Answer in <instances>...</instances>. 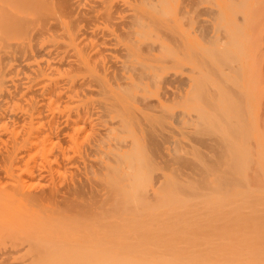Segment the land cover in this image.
Segmentation results:
<instances>
[{
	"label": "bare ground",
	"instance_id": "bare-ground-1",
	"mask_svg": "<svg viewBox=\"0 0 264 264\" xmlns=\"http://www.w3.org/2000/svg\"><path fill=\"white\" fill-rule=\"evenodd\" d=\"M57 1L0 16V264H264V0Z\"/></svg>",
	"mask_w": 264,
	"mask_h": 264
},
{
	"label": "rangeland",
	"instance_id": "rangeland-1",
	"mask_svg": "<svg viewBox=\"0 0 264 264\" xmlns=\"http://www.w3.org/2000/svg\"><path fill=\"white\" fill-rule=\"evenodd\" d=\"M10 1H12V0H5V1L0 0V6H1L0 8H1V10H2V11L0 10V12H3V10H4V13H5V15H4V13H1L0 16L2 15L3 20H4V18H5V19L7 18L6 20L3 21L2 18L0 17V20H2L4 23H5V21H6L7 23L10 22L9 25H7V23H6V24H3V22L1 21L2 23H0V25H1V24L4 25V26L7 25L5 28H10V27H8V26H10V24H11V26H13L14 28H17L18 25H22V26H24V28H26L28 25H31L32 23H33V24H32L33 27L36 26V28H38V27H39V24H40V26H41L40 28H42V27H47V25L50 26L52 23H53V25H54V23H55V24L57 23V22H56L57 20H56L55 18L52 19V17H51L50 20H51V21H52V20L54 21V19H55L54 22H49V21H48L49 18H48V19H45V20H47V23H45V22H40V23L38 22V23H37V22H36V25H34V24H35L34 21H38L39 19L36 20V18H34V16H36V15H33V13H35L34 11H33V13H32L31 9H30V10L27 9V8L30 6V7H32V10H33L34 7H35V11H36V12L38 11V8H37L38 6H37V5H36V6L31 5V2H32V1L34 2V0H32L31 2H28V3L25 2V0H22V1L16 0L17 2L19 1L18 4H16V1H15V5H17V6H18V5H19V6L21 5V4H19L20 2L25 4V8H26L27 5H29V6L26 8V10H27V12L29 13V15H28V13L26 12V10H24V9H25L24 7H20V8H23V10L25 11V14L22 13V12H24V11H22L21 9H20V10H21L22 12L19 10V8L17 9V6H15V8H14V6H13L14 3H13V5H11L12 3H11ZM62 1H64V0H59V1H57V2H58V4H59V2H62ZM5 2H6V3H5ZM7 2H9V3H7ZM12 2H13V1H12ZM64 2H65V1H64ZM64 2H62V3L64 4ZM24 4H22V5H24ZM34 4H35V2H34ZM2 6H4V7H2ZM11 6H12V9H11ZM19 6H18V7H19ZM62 6H63V5H62ZM2 8H4V9H2ZM9 8H10V9H9ZM13 8H14V9H13ZM6 9H7V10H11V12H13V13H15V9H17V10H16V13H17V14H13V13H11L10 11L6 12V11H7ZM18 10L20 11L21 14H19V11H18ZM29 11H30V12H29ZM56 11H57V12H60V11L63 12V10H61V9H60V10L57 9ZM10 13H11V14H10ZM31 13H32V14H31ZM64 13H65V12H64ZM64 13H62V15H64ZM35 14H36V13H35ZM59 14L61 15V12H60ZM59 14H58V15H59ZM24 15L26 16V18H25ZM30 15L33 16V17H32L33 19L30 18V17H31ZM37 15H38V14H37ZM62 15H61V16H62ZM5 16H6V17H5ZM8 16H9L10 18H9ZM29 16H30V17H29ZM65 16H66V13H65ZM11 17H12V19H11ZM28 17H29V18H28ZM36 17H37V16H36ZM63 17H64V16H63ZM37 18H39V17H37ZM15 19H16V21H18V22H16V23H19V21H22L21 24H18V25L15 24ZM20 19H22V20H20ZM23 19H24V20H23ZM27 19H28V20H27ZM25 20H26L27 22H26ZM30 20H31V22H30ZM32 20H33V21H32ZM42 20H43V19H42ZM45 20H43V21H45ZM8 21H9V22H8ZM11 21H12L13 25H12ZM13 21H14V22H13ZM40 21H41V19H40ZM23 22H24V23H23ZM48 22H49V23H48ZM22 23H23V24H22ZM25 23H27V24H25ZM44 23L46 24V26H43V25H45ZM24 24H25V25H24ZM37 24H38V25H37ZM41 24H42V25H41ZM32 25H31V26H28L27 28H29V27H30V28H33ZM15 26H16V27H15ZM22 26H19L18 28H23ZM262 31H263V35H264V29H262ZM263 39H264V36H263ZM263 41H264V40H263ZM2 42L4 43V46H1V45H3ZM6 43H7L6 41H2V40H0V49H1V50H0V53L3 52V54H4V53H5L4 51L7 52V51L9 50V48H8L9 45H7L8 43H7V44H6ZM263 43H264V42H262V44H261L262 47L264 46ZM5 44L7 45V47H6ZM1 47H2V48H1ZM9 47H10V46H9ZM262 47H261V49H262ZM4 48H6V49L4 50ZM262 50H264V47H263ZM261 53H262V55H263V56L261 57V59H262V58L264 59V52H261ZM5 54H6V53H5ZM5 54H4L3 56H5ZM1 55H2V54H0V56H1ZM3 56H1V57H3ZM6 58H7V56H6ZM6 58H5V59H6ZM3 59H4V58H3ZM263 59L261 60V64L264 63ZM261 64H259V65H260V72H261V67L264 65V64H263V65H261ZM262 74H263V72H262ZM263 75H264V74H263ZM262 77H264V76H262ZM263 98H264V97H263ZM263 98L261 99V102L264 100ZM263 105H264V104H263ZM263 107H264V106H263ZM261 108H262V103H261ZM261 110H262L261 113H262V115H263V113H264V109H261ZM90 128H91V126H90ZM40 129H41V130H40ZM43 131H44V128H43L42 126H39V127H38V132L42 133ZM90 134H91V130H90ZM92 138H93V137H92ZM90 140H91V137H90ZM91 141H92V140H91ZM91 141H90V143H91ZM0 147H2V146H1V143H0ZM35 160H36V161H35ZM35 160H32V164H31V166L35 168V170H36L37 173H39V172H41V171L44 170L43 167L46 166V164L42 161V158H40V157H38V158L35 159ZM176 161H177V162H181V163H183V161H180V160H176ZM30 163H31V162H30ZM181 163H180V164L178 163L179 166H181ZM35 164H36V165H35ZM183 164H184V163H183ZM35 166H37V167H35ZM181 169H183V168H181ZM182 171H183V170H182ZM0 172H1V173H0V174H1V175H0V185L5 187V186L7 185L8 177H7V175H5V173H4L3 171H0ZM2 173H3V175H2ZM5 177L7 178V180H6ZM40 180H41V181H40ZM50 180H51L50 178H49V181H48L47 178H39V177L36 176L35 184H34V186H32L33 188H31V189H32V190H33V189H34V190L37 189V191L41 189L40 187H42V189H43V187L48 189L47 186H50V187H51V186L54 185V184H55V185L57 184L56 186L54 185V187H57V186H58V187H61V186H62V185L59 183V181H55V182H57V183H52V180H51V185H50V184H48V182L50 183ZM38 181H39V182H38ZM36 182H38V183L36 184ZM8 183H10V182L8 181ZM42 183H43V184H42ZM2 184H3V185H2ZM38 184H41V185H38ZM45 184H46V185H45ZM37 185H38V186H37ZM60 185H61V186H60ZM7 187H8V186H7ZM50 187H49V188H50ZM58 187H57V188H58ZM39 188H40V189H39ZM50 189H51V188H50ZM52 189H53V186H52ZM61 189H63V187H61ZM48 190H49V189H48ZM41 191H42V190H40L39 192H41ZM43 191H44V190H43ZM35 192H36V191H35ZM39 194H41V193H39ZM42 194H43V192H42ZM7 240H8V239L3 240V241L5 242V241H7ZM3 244H4V243H2V245H3ZM5 244H6V242H5ZM5 244H4V247H7L8 245L10 246L9 243H8L7 246H5ZM2 245H0V246H2ZM2 248H3V246H2ZM8 248H9V247H8ZM11 248H12V247L10 246V249H11ZM0 250H1L0 252H2V251H3V252H6V251H7V252H10V251H12V249L9 250V249H7V248H6V250L4 251V248H3V250H2L1 247H0ZM8 257H9V256H8ZM8 257H7V259H8Z\"/></svg>",
	"mask_w": 264,
	"mask_h": 264
}]
</instances>
